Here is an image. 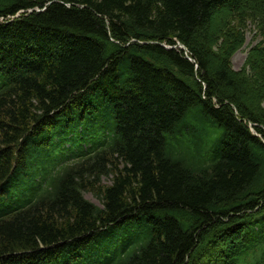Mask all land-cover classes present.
Here are the masks:
<instances>
[{"label": "trees", "instance_id": "16d2710c", "mask_svg": "<svg viewBox=\"0 0 264 264\" xmlns=\"http://www.w3.org/2000/svg\"><path fill=\"white\" fill-rule=\"evenodd\" d=\"M0 264H264V0H0Z\"/></svg>", "mask_w": 264, "mask_h": 264}, {"label": "rangeland", "instance_id": "374dc122", "mask_svg": "<svg viewBox=\"0 0 264 264\" xmlns=\"http://www.w3.org/2000/svg\"><path fill=\"white\" fill-rule=\"evenodd\" d=\"M257 36L258 33L256 31H254L253 29L248 30L247 40L245 44L232 57V66L235 70H240L244 66L246 57L248 55V51L251 49L253 45H255L258 42L260 38ZM104 181L107 184L110 183L108 179H105ZM85 197L88 200L92 201L93 203L100 205L99 199L96 196L92 195L91 193H86Z\"/></svg>", "mask_w": 264, "mask_h": 264}]
</instances>
